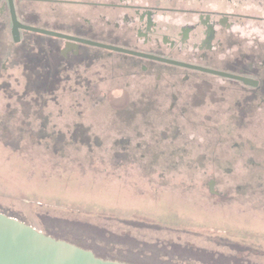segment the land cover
Listing matches in <instances>:
<instances>
[{
  "label": "rangeland",
  "instance_id": "obj_1",
  "mask_svg": "<svg viewBox=\"0 0 264 264\" xmlns=\"http://www.w3.org/2000/svg\"><path fill=\"white\" fill-rule=\"evenodd\" d=\"M1 65L0 212L157 263L264 264L263 109L199 84L167 112L118 79Z\"/></svg>",
  "mask_w": 264,
  "mask_h": 264
},
{
  "label": "flooded vegetation",
  "instance_id": "obj_2",
  "mask_svg": "<svg viewBox=\"0 0 264 264\" xmlns=\"http://www.w3.org/2000/svg\"><path fill=\"white\" fill-rule=\"evenodd\" d=\"M0 58L3 71L97 79L96 90L118 79L126 96L169 99L167 112L199 84L264 110V0H0Z\"/></svg>",
  "mask_w": 264,
  "mask_h": 264
},
{
  "label": "water",
  "instance_id": "obj_3",
  "mask_svg": "<svg viewBox=\"0 0 264 264\" xmlns=\"http://www.w3.org/2000/svg\"><path fill=\"white\" fill-rule=\"evenodd\" d=\"M33 29L60 35L51 31ZM213 183L214 181L211 180L208 188L210 192L215 193ZM93 248L100 255L105 253V249ZM107 252L110 254V259L96 256L92 250L83 248L78 243L55 238L0 212V264H134L118 260L119 256L131 260L149 261L109 250Z\"/></svg>",
  "mask_w": 264,
  "mask_h": 264
},
{
  "label": "trees",
  "instance_id": "obj_4",
  "mask_svg": "<svg viewBox=\"0 0 264 264\" xmlns=\"http://www.w3.org/2000/svg\"><path fill=\"white\" fill-rule=\"evenodd\" d=\"M48 234V233H47ZM49 235H51V234H49ZM51 236H53V237H55V238H59V239H64V237H61V236H57V235H51ZM65 240H68V241H70V242H74V243H78V244H80V246H82L83 248H89V249H91V250H93V252H96V249L95 248H93V246H91V245H88L87 243L88 242H86V241H74V240H70V239H65ZM108 250H105V253H103V254H98L97 252L95 253V255L96 256H99V257H102V258H108V259H110L111 257H110V254H108V252H107ZM118 260H121V261H125V262H128V263H134V264H158L157 262H150V261H144V260H139V259H128V258H126V257H123V256H119V258H117ZM161 264H174L173 262H170V261H165V262H163V263H161Z\"/></svg>",
  "mask_w": 264,
  "mask_h": 264
}]
</instances>
